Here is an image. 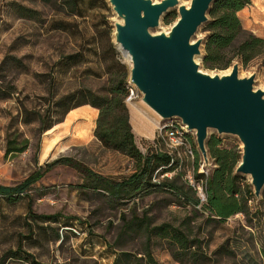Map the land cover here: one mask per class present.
<instances>
[{"label": "rangeland", "instance_id": "rangeland-1", "mask_svg": "<svg viewBox=\"0 0 264 264\" xmlns=\"http://www.w3.org/2000/svg\"><path fill=\"white\" fill-rule=\"evenodd\" d=\"M20 6L38 13L25 18ZM166 14L175 18L166 22ZM237 16L247 32L264 41V0H250ZM177 17V7L169 9L150 32L168 31ZM116 21L120 19L108 0H85L78 15L65 6L56 9L41 0H0V87L8 94L0 99V183L18 184L60 157H72L114 179H123L135 170L133 159L105 148L96 138V107L86 103L67 112L62 108L76 105L86 90L103 94L126 76L130 90L125 104L130 122V103L140 104L142 111L154 118L142 94L129 81V59L114 43ZM205 23L194 36L202 38L201 54L195 57L199 68L221 75L237 62L238 76L254 75L253 87L264 91V45L246 63L235 58L227 67L207 68L203 63ZM164 122L160 118L158 127ZM158 127L152 138L135 133L143 153L156 148L154 145L161 146L153 141ZM211 135L218 137L221 147L241 149L235 135L209 129L207 138ZM9 139L15 146L26 140L27 147L21 152H6ZM192 146L199 158L196 142ZM208 160L212 163L209 155ZM178 170L184 177L192 173L184 167ZM236 174L240 184L252 190L249 212L219 220L202 205L167 204L166 194L145 196L135 207L126 202L111 208L97 192L77 188L83 182L77 171L57 165L35 182L27 195H0V263L31 264L21 256L28 257V253L45 264H113L120 252H126L119 264H147L144 233L119 236L121 213L130 218L135 212L138 217L145 213L152 224L170 223L187 237L182 262L171 255L166 241L153 238L150 250L157 264H264V186L256 197L250 176ZM18 247L19 256H12L9 251ZM193 254L198 256L196 261Z\"/></svg>", "mask_w": 264, "mask_h": 264}, {"label": "trees", "instance_id": "trees-1", "mask_svg": "<svg viewBox=\"0 0 264 264\" xmlns=\"http://www.w3.org/2000/svg\"><path fill=\"white\" fill-rule=\"evenodd\" d=\"M84 1L41 0L42 3L54 6L56 9L65 6L77 15L80 14ZM249 2L250 0H215L211 4L208 11L209 19L203 27V30L207 32L203 54V63L207 68L227 67L235 58L246 63L263 48V39L247 32L237 16V11ZM20 11V14L28 19L33 17V13H38L23 6H20ZM174 18V15H165L166 22L172 21ZM3 64H5V60L2 62V66ZM129 86L126 76H123L109 86L103 94L86 90L76 105L62 106L63 110L67 112L74 106L87 103L99 110L95 136L105 148L119 151L135 161L136 168L129 176L123 179L106 177L93 171L79 160L72 157H60L48 163L35 176L28 177L18 184L0 183V195L7 197L27 195L26 191L47 171L57 165H66L82 176L83 182L77 186L80 191L87 188L97 192L111 208H119L126 202H132V206L135 207L136 201L145 196L166 194L164 200L167 204L191 207L202 205L210 215L219 220L226 219L236 213L248 214V202L252 196V190L247 185H241L238 175L235 173V168L241 158V149L221 147L218 137L211 135L206 139V149L213 164L209 161L207 174L198 171L202 156L198 158L196 150L193 161L181 151L180 156L170 153L161 139L159 130L153 141L159 142L161 146L154 145L156 148L143 153L137 145L125 104V97L130 90ZM7 96L6 90L0 87V99ZM14 144L15 141L9 139L6 152H21L27 147L26 140H23L18 146ZM181 167L191 169L193 185L187 180V175L184 177V173L178 170ZM168 173L171 175L168 176ZM200 193L204 197L203 200ZM51 217L44 216V218ZM121 217L122 225L119 236L135 231L144 233L147 245L145 252L147 264H157L150 250V242L155 237L166 241L171 255L177 261L184 260L185 253L182 252H184L183 248H186L188 240L182 230L167 222L152 224L150 217L145 213L138 217L134 212L130 218L126 216V213H121ZM71 228L73 227L71 226ZM59 236L56 232V237L59 238ZM20 252L19 247L9 251L12 256H19ZM25 254L28 257L21 255L22 258L30 260L31 264H45L36 261L30 254ZM127 255L126 252H120L113 264H119L121 257ZM192 257L194 261L198 259L195 254Z\"/></svg>", "mask_w": 264, "mask_h": 264}, {"label": "water", "instance_id": "water-1", "mask_svg": "<svg viewBox=\"0 0 264 264\" xmlns=\"http://www.w3.org/2000/svg\"><path fill=\"white\" fill-rule=\"evenodd\" d=\"M215 0H108L120 21L114 43L130 61L129 81L143 103L161 119L179 118L195 133L197 148L208 164V130L231 134L241 142L236 173L248 174L256 197L264 186V91L253 87L254 75L238 76V63L224 74L199 68L202 38H194L207 21ZM178 17L166 32L152 33L169 9Z\"/></svg>", "mask_w": 264, "mask_h": 264}, {"label": "built area", "instance_id": "built-area-1", "mask_svg": "<svg viewBox=\"0 0 264 264\" xmlns=\"http://www.w3.org/2000/svg\"><path fill=\"white\" fill-rule=\"evenodd\" d=\"M132 94V90H131ZM131 98V96L129 97ZM159 134L161 136L162 141L164 142L167 150L174 154L175 153L180 156L181 153H184V155L189 158L191 161L195 158V149L192 146V143L195 142V133L192 130H189L185 124L182 123V121L177 118H171L168 120H165V122L158 127ZM210 165L209 161L208 164H206L203 161V158H201L198 171L199 172H205L207 174V166ZM187 180L189 183L193 185L194 180L191 173L187 174ZM200 190V187H198ZM200 197L203 200L204 197L200 193Z\"/></svg>", "mask_w": 264, "mask_h": 264}, {"label": "bare ground", "instance_id": "bare-ground-1", "mask_svg": "<svg viewBox=\"0 0 264 264\" xmlns=\"http://www.w3.org/2000/svg\"><path fill=\"white\" fill-rule=\"evenodd\" d=\"M130 108L131 122L134 125V132L136 134L152 138L155 129L158 127L160 117L151 110L154 114V118H149L147 114L142 111L140 104L130 103Z\"/></svg>", "mask_w": 264, "mask_h": 264}]
</instances>
